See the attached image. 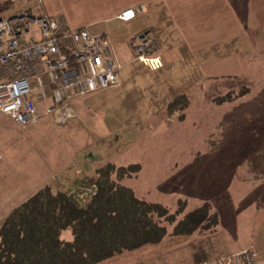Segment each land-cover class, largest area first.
I'll list each match as a JSON object with an SVG mask.
<instances>
[{
  "label": "crops",
  "instance_id": "1",
  "mask_svg": "<svg viewBox=\"0 0 264 264\" xmlns=\"http://www.w3.org/2000/svg\"><path fill=\"white\" fill-rule=\"evenodd\" d=\"M35 2L36 7H32V11L36 13L43 11L60 18L70 28L84 27L90 34L107 36L120 64L115 84L78 95L80 97L77 102L72 101L77 118L69 125L59 127L71 129L70 137L73 132L77 137L81 131L86 140L87 133L91 132V138L107 144L113 142V135L136 132L152 118L170 121L173 117H180L182 109L167 110L168 104L175 97L188 93V103L193 98L191 92L194 89L202 88L207 83L213 84L215 79L226 76H244L251 54H263V49L256 46L254 40L264 38V32L261 29L251 31L247 27V24H264L262 0ZM129 7L136 10L135 16L128 21L121 20L119 13ZM137 37H143L145 42L144 57L138 56ZM259 62L262 67V61ZM255 74L259 75L257 79L264 77L262 71L258 74V69ZM261 99L260 91L255 95L254 103L261 102ZM39 110L44 116L31 126L15 123L0 112V223L13 208L44 184L67 190L72 188L68 185L69 178L77 176L74 182L79 183L84 176H90L89 171L82 173L76 169L79 168L78 163H70L72 159L79 160L82 146L78 148L79 145H69L68 149H72L73 153L62 158V161L61 154L57 158V153L62 152L60 147L56 148L50 138L38 136V127L44 117L51 125L57 126L44 111L43 103L39 104ZM260 113H251L252 128L256 127L252 133L259 135L264 142V132L257 130L264 122V116ZM51 149V159L44 160L47 158L44 151ZM261 151H264V145ZM38 152L41 160L38 159ZM39 173L43 175L41 185L33 188V184L39 181ZM258 178L264 181L262 173H259ZM18 185L26 186L25 193L14 199ZM252 219L257 222L254 227L245 219L239 226L223 227V231L220 230L228 247L224 253L248 244L264 260V216L254 215ZM181 252L183 259L177 264L196 262L187 242L182 243ZM145 257L147 259H143L142 264L160 262L157 257Z\"/></svg>",
  "mask_w": 264,
  "mask_h": 264
},
{
  "label": "rangeland",
  "instance_id": "2",
  "mask_svg": "<svg viewBox=\"0 0 264 264\" xmlns=\"http://www.w3.org/2000/svg\"><path fill=\"white\" fill-rule=\"evenodd\" d=\"M33 3H36L35 0H0V17ZM254 25L247 24V27L251 31L261 29L264 32V24L255 25V28ZM36 36L39 37L38 32ZM254 41L263 49V54H251L244 76H226L215 79L213 84L207 83L194 89L191 92L193 98L182 108L180 117H173L170 121L152 118L136 132L113 135V142L107 144L91 138V132L84 140L81 131L77 137L74 132L70 137L71 129H61L77 116L67 123L54 122L56 127L44 117L46 119L43 118L38 127V136L50 138L56 148L60 147L62 152L56 153L57 158L61 154L62 161L73 153L72 149H68L69 145L82 146L79 160H70L71 164H79L76 169L82 173L89 171L91 175L94 168L106 160L116 165L139 163L137 174L123 179L122 183L132 187L138 197L147 201L160 202L172 211L179 199L186 200V210L207 201L219 217L221 231L223 227L239 226L245 219L254 227L257 222L252 217L264 216V181L258 178L259 173L264 177V151H261L264 142L259 135L252 133L256 127L252 128L251 114L258 111L264 116V77L257 79L259 75L255 74L258 69V74L262 71L264 75V38ZM259 61H262V67ZM242 91H245L243 95L234 96ZM260 91L261 102L255 104L254 97ZM225 96L234 97L225 99ZM79 97H74L73 102L76 103ZM260 125L257 130L264 132V122ZM52 154V149L45 150L47 158L44 160H50ZM40 156L38 152V159L41 160ZM76 178H69L72 184L68 182V185L74 191L88 193L91 177L84 176L79 183L74 182ZM42 179L43 175L39 173V181L33 184V188L40 186ZM25 189L26 186L18 185L14 199L21 197ZM170 228L167 226V234L159 243L126 251L97 264L143 262L147 259L145 256L157 257L159 264L180 263L183 259L182 243L194 244L198 237L196 234L173 236L169 233ZM61 238L71 239L70 231H62Z\"/></svg>",
  "mask_w": 264,
  "mask_h": 264
},
{
  "label": "trees",
  "instance_id": "3",
  "mask_svg": "<svg viewBox=\"0 0 264 264\" xmlns=\"http://www.w3.org/2000/svg\"><path fill=\"white\" fill-rule=\"evenodd\" d=\"M32 6L25 9L32 11ZM188 98V93L178 95L167 110L182 109ZM139 169V163L103 161L90 175L92 190L88 193L44 184L0 223V264H97L159 243L167 226L173 236L197 235L189 245L196 261L228 251L219 217L209 202L186 210V200L179 199L172 211L160 202L140 198L122 183ZM64 230L70 231V240L61 238Z\"/></svg>",
  "mask_w": 264,
  "mask_h": 264
},
{
  "label": "built area",
  "instance_id": "4",
  "mask_svg": "<svg viewBox=\"0 0 264 264\" xmlns=\"http://www.w3.org/2000/svg\"><path fill=\"white\" fill-rule=\"evenodd\" d=\"M135 12L129 7L118 16L128 21ZM137 41L138 56L144 57L143 37ZM119 68L103 34L70 28L43 11L20 9L0 17V112L15 123H36L41 103L53 122L67 123L77 116L73 98L112 86ZM192 264H264V260L247 244Z\"/></svg>",
  "mask_w": 264,
  "mask_h": 264
}]
</instances>
